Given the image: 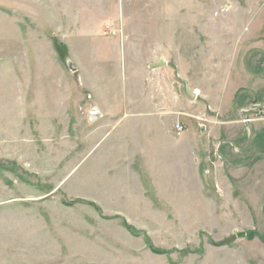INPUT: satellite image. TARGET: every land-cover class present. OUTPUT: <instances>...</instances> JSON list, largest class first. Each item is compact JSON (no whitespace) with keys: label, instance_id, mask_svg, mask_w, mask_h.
Segmentation results:
<instances>
[{"label":"rangeland","instance_id":"obj_1","mask_svg":"<svg viewBox=\"0 0 264 264\" xmlns=\"http://www.w3.org/2000/svg\"><path fill=\"white\" fill-rule=\"evenodd\" d=\"M259 104L264 0H0V264H264Z\"/></svg>","mask_w":264,"mask_h":264},{"label":"crops","instance_id":"obj_2","mask_svg":"<svg viewBox=\"0 0 264 264\" xmlns=\"http://www.w3.org/2000/svg\"><path fill=\"white\" fill-rule=\"evenodd\" d=\"M193 94H195L194 91ZM224 244L219 243L218 246H212L213 254H209L206 257L207 263L205 262L204 264H250L240 252L234 254L228 253L232 248Z\"/></svg>","mask_w":264,"mask_h":264},{"label":"water","instance_id":"obj_3","mask_svg":"<svg viewBox=\"0 0 264 264\" xmlns=\"http://www.w3.org/2000/svg\"><path fill=\"white\" fill-rule=\"evenodd\" d=\"M164 63H165L164 56H163V57L161 56V57H159L158 61H156L155 63H152V64H153L154 66H161V65H164ZM184 86H185V91H186V93L188 94V96H193V95H194V94H193V91H191V89L189 88V85H188L186 82H184ZM263 105H264V104H259L258 106L261 107V106H263ZM249 133H250V135H249V137L247 138V140H246L244 146H242V148L246 147L247 144L249 143V140H250V138H251V136H252V133H251L250 130H249ZM219 145H220V143L218 144V146H219ZM242 148H241V150H242ZM260 154H263V153H262V152H256V153L251 157V159H248V160L244 161L243 164H246V163H248V162L254 160L255 157L258 156V155H260ZM228 163L232 165L231 162H228ZM243 164H241V165H243ZM262 194H263V196H262V200H261V203H260V212H261L262 215H264V186H263V189H262ZM236 236H237V234L233 232V234H231V235H227V236L221 238V240L219 241V243H227V242H231V241H233V240L236 238Z\"/></svg>","mask_w":264,"mask_h":264},{"label":"built area","instance_id":"obj_4","mask_svg":"<svg viewBox=\"0 0 264 264\" xmlns=\"http://www.w3.org/2000/svg\"><path fill=\"white\" fill-rule=\"evenodd\" d=\"M90 114H93L94 116L98 114V110L97 109H92L91 113ZM245 121H249V118L245 117L244 118ZM182 128V124L181 123H176L174 125V129L179 132V130Z\"/></svg>","mask_w":264,"mask_h":264}]
</instances>
